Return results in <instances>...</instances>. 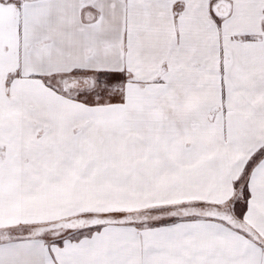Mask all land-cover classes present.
I'll return each instance as SVG.
<instances>
[{"label": "snow or ice", "instance_id": "1", "mask_svg": "<svg viewBox=\"0 0 264 264\" xmlns=\"http://www.w3.org/2000/svg\"><path fill=\"white\" fill-rule=\"evenodd\" d=\"M0 264H264V0H0Z\"/></svg>", "mask_w": 264, "mask_h": 264}]
</instances>
